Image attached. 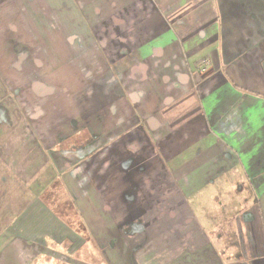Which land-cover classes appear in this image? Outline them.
I'll return each instance as SVG.
<instances>
[{
  "label": "crops",
  "instance_id": "obj_1",
  "mask_svg": "<svg viewBox=\"0 0 264 264\" xmlns=\"http://www.w3.org/2000/svg\"><path fill=\"white\" fill-rule=\"evenodd\" d=\"M0 264H264V0H0Z\"/></svg>",
  "mask_w": 264,
  "mask_h": 264
},
{
  "label": "built area",
  "instance_id": "obj_2",
  "mask_svg": "<svg viewBox=\"0 0 264 264\" xmlns=\"http://www.w3.org/2000/svg\"><path fill=\"white\" fill-rule=\"evenodd\" d=\"M208 67H209V60L204 59L203 62L196 68V70L198 72L203 73V72L207 71Z\"/></svg>",
  "mask_w": 264,
  "mask_h": 264
}]
</instances>
